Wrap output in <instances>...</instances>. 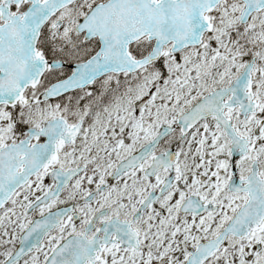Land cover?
<instances>
[{
	"label": "snow or ice",
	"instance_id": "6c2138e0",
	"mask_svg": "<svg viewBox=\"0 0 264 264\" xmlns=\"http://www.w3.org/2000/svg\"><path fill=\"white\" fill-rule=\"evenodd\" d=\"M0 264H264V0H0Z\"/></svg>",
	"mask_w": 264,
	"mask_h": 264
}]
</instances>
